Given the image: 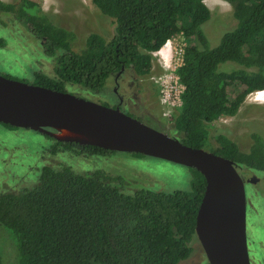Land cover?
I'll list each match as a JSON object with an SVG mask.
<instances>
[{"label": "trees", "instance_id": "1", "mask_svg": "<svg viewBox=\"0 0 264 264\" xmlns=\"http://www.w3.org/2000/svg\"><path fill=\"white\" fill-rule=\"evenodd\" d=\"M226 1L236 24L219 35L216 46L204 30L212 17L205 0H92L114 21V34L107 39L91 32L80 50L72 47L76 32L54 22L36 0H0V11L42 41L44 55L54 61V74L34 71L33 83L58 90L75 84L99 91L123 67L145 76L154 52L183 34L188 44L175 72L184 90L171 118L177 133L172 136L193 147H204L212 136L213 152L232 159L238 168L264 173L263 134L253 131L252 143L243 151L213 127L220 116L235 115L248 94L264 90V0ZM221 64L230 67L220 69ZM0 124L10 131L23 128ZM44 135L51 140V153L112 152ZM189 169L190 190L140 188L129 193L101 169L80 173L68 165H40L35 186L0 191V225L15 244L14 264H178L191 254L206 186L202 172Z\"/></svg>", "mask_w": 264, "mask_h": 264}, {"label": "rangeland", "instance_id": "2", "mask_svg": "<svg viewBox=\"0 0 264 264\" xmlns=\"http://www.w3.org/2000/svg\"><path fill=\"white\" fill-rule=\"evenodd\" d=\"M15 2L17 0H4ZM53 18V21L76 32L73 41L74 50H80L86 37L97 32L110 39L114 34V21L104 15L92 0H36ZM212 12L204 30L210 37L212 46H216L224 30L236 24L232 5L226 0H205ZM224 33V32H223ZM222 33V34H223ZM221 34V35H222ZM219 36V37H217ZM0 73L15 79L33 83L34 71L54 74V61L43 53L42 41L28 27L20 24L11 14L0 11ZM188 44L183 34H177L168 41L166 57L160 52L154 53L151 72L139 76L144 82L160 86V101L163 104V116L169 122L164 129L170 135H177L170 126L174 112L179 108L180 85L176 82L174 69L181 63L180 51ZM171 53V56L168 54ZM161 54V55H160ZM163 57V58H162ZM236 65V64H232ZM238 66V65H236ZM230 66L221 64L220 69ZM113 86V76L104 88L109 91ZM66 91L103 103L105 91H88L75 84H67ZM255 91L248 94L235 115H222L213 122L214 128L226 132L243 151L252 143L251 133L258 131L264 136V100L253 99ZM214 128L212 132H214ZM54 131V129H50ZM46 133L38 130L20 128L9 130L0 124V191L22 187H33L38 182V167L42 164L68 165L80 173L97 169L106 171L114 177L116 183L125 192H134L140 188L162 190L191 189V171L188 166L160 157L133 154L124 151H112L99 154H80L61 150L51 153V140ZM212 135V134H211ZM215 139L203 148L214 151ZM244 176L257 178L256 183L246 186L247 196L252 207L248 229L250 260L252 264H264V173L238 168ZM10 232V231H9ZM0 225V253L4 264H14L16 248L11 234ZM191 254L178 264H210L197 235L193 236Z\"/></svg>", "mask_w": 264, "mask_h": 264}, {"label": "water", "instance_id": "3", "mask_svg": "<svg viewBox=\"0 0 264 264\" xmlns=\"http://www.w3.org/2000/svg\"><path fill=\"white\" fill-rule=\"evenodd\" d=\"M0 122L38 130L59 140L160 157L197 168L206 186L195 233L209 263L252 264L245 179L232 159L185 144L119 107L1 73ZM63 129L74 134L59 137L56 132Z\"/></svg>", "mask_w": 264, "mask_h": 264}, {"label": "flooded vegetation", "instance_id": "4", "mask_svg": "<svg viewBox=\"0 0 264 264\" xmlns=\"http://www.w3.org/2000/svg\"><path fill=\"white\" fill-rule=\"evenodd\" d=\"M138 77L139 76L132 68L123 67L113 75V86L109 91H107V89H101L95 92H102V90L105 91L107 98L103 101V104L119 107L127 114L136 117L159 130H163L164 125L167 123V125H169V122L163 116V104L160 101L159 96V92L161 91L160 86H154L151 82H144L142 78ZM106 85H108V82ZM243 178L245 179V186H247L248 183H251L250 179L253 180L252 182L254 183L257 181V178L252 176H244ZM250 210L251 213H253V209L247 196V236L248 229L251 227V222L249 220L251 217V215H249ZM249 243L248 239V245ZM249 253H251L250 250Z\"/></svg>", "mask_w": 264, "mask_h": 264}, {"label": "bare ground", "instance_id": "5", "mask_svg": "<svg viewBox=\"0 0 264 264\" xmlns=\"http://www.w3.org/2000/svg\"><path fill=\"white\" fill-rule=\"evenodd\" d=\"M167 50H168V43H165L160 48V52L166 57ZM253 99H255V100H264V90L255 91L254 96H253ZM56 133H57V135L59 137H64V136H67V135L74 134V133H72V132H70V131H68L66 129L58 130V132H56Z\"/></svg>", "mask_w": 264, "mask_h": 264}, {"label": "built area", "instance_id": "6", "mask_svg": "<svg viewBox=\"0 0 264 264\" xmlns=\"http://www.w3.org/2000/svg\"><path fill=\"white\" fill-rule=\"evenodd\" d=\"M170 40V39H169ZM168 40V41H169ZM168 41L166 42V43H168ZM156 52H158L159 53V50L158 51H156ZM156 52H154V53H156ZM183 52H184V48L180 51V60H181V63H182V57H183ZM155 55V54H154ZM161 55V54H160ZM168 56H171V53L170 54H168ZM163 58V57H162ZM181 63L179 64V65H181ZM178 65V66H179ZM177 66V67H178ZM176 67V68H177ZM176 68L174 69V76L176 77V82H179V85H180V89H181V91H180V93L182 94V92H183V90H184V85L179 81V78H178V76H177V74H176V72H175V70H176ZM181 94H180V96L178 97V99H179V105L181 106ZM179 106V107H180Z\"/></svg>", "mask_w": 264, "mask_h": 264}]
</instances>
